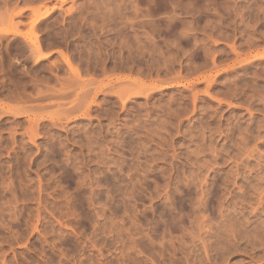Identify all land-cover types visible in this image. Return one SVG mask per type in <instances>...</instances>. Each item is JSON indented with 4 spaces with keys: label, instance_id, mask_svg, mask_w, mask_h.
<instances>
[{
    "label": "rangeland",
    "instance_id": "obj_1",
    "mask_svg": "<svg viewBox=\"0 0 264 264\" xmlns=\"http://www.w3.org/2000/svg\"><path fill=\"white\" fill-rule=\"evenodd\" d=\"M0 264H264V0H0Z\"/></svg>",
    "mask_w": 264,
    "mask_h": 264
},
{
    "label": "bare ground",
    "instance_id": "obj_2",
    "mask_svg": "<svg viewBox=\"0 0 264 264\" xmlns=\"http://www.w3.org/2000/svg\"><path fill=\"white\" fill-rule=\"evenodd\" d=\"M45 13H46V11H45ZM44 13V14H45ZM39 17V16H38ZM37 17V18H38ZM36 20V19H35ZM31 41V40H30ZM31 44H32V48H31V50L33 49V47H34V51L35 50H37V53H38V45H37V43H36V40L34 39V42H32L31 41ZM33 52V51H32ZM33 53H35V52H33ZM67 58V57H66ZM65 61V60H64ZM63 61V62H64ZM69 61V60H68ZM64 63H67V61L66 62H64ZM67 65H68V72H69V74L71 73L73 76H74V81L75 82H73L72 80V84H70V85H68V87H66V88H64V89H58V91L57 92H55L54 93V91H52V93L51 94H49V95H46L45 97H42V99L41 100H45V99H48V100H50L51 102H54V105L57 107V108H55V109H57V111L54 109V111H56V112H58V116H57V118L56 119H53L51 116V121L50 122H52V126L53 125H60V127L63 125V126H65L64 124H67V122L68 121H70V122H72L71 120L72 119H80V118H85V117H87V116H89V114H90V111H91V108H93L92 106L93 105H96V103L95 102H97V97H98V95L99 94H102V95H105L107 92H109L110 91V93L112 94V92H113V89L112 88H114L115 86H113V79L111 80H109V82H107V84H104V83H106V82H101V83H97V82H91V81H88V80H91V79H88L87 81L86 80H80L79 79V76H78V72H76V70H74L72 67H70V65L67 63ZM70 74V75H71ZM81 76V75H80ZM81 78H82V76H81ZM82 79H84V78H82ZM116 79H119V78H116ZM205 79H206V77H205ZM210 79V78H209ZM207 81H208V79H206ZM107 81V80H106ZM116 81H118V80H116ZM129 81V80H128ZM127 80L125 81V82H127V83H129ZM119 82H121V81H119ZM123 82H124V79H123ZM132 82V81H131ZM70 83V82H69ZM135 84H136V82H134ZM115 84H116V82H115ZM119 84H126V83H119ZM126 86V85H125ZM128 86H130V85H128ZM163 86H165V85H163ZM123 87V86H122ZM157 87H159V86H157ZM121 88V87H120ZM119 88V89H120ZM156 88V87H155ZM160 88V87H159ZM171 88V87H170ZM111 89H112V92H111ZM114 89H116V88H114ZM118 89V88H117ZM117 89L116 90H114L115 92V95H117L118 96V98H116V99H118V100H120L119 102H121V108H123L124 107V99H125V97L126 96H124V97H122V95H124V94H120V95H118L119 93H117L116 94V91H117ZM163 89V88H162ZM151 90H153V89H151ZM151 90H148L147 89V91L149 92V91H151ZM155 90H158V89H155ZM154 90V91H155ZM165 90V89H164ZM139 91H141V90H139ZM144 92H145V90H143ZM161 91V90H160ZM144 92H136L135 93V95H137V96H139L138 94L140 93H144ZM104 93V94H103ZM108 94V93H107ZM128 94V93H127ZM127 94H125V95H127ZM130 94V93H129ZM132 95L133 94H131V97H132ZM135 95H133V96H135ZM141 95H143V94H141ZM145 95H146V93H145ZM145 95H143V96H145ZM150 95V94H149ZM100 96V95H99ZM116 96V97H117ZM130 96V95H129ZM149 97V96H148ZM193 98H195V97H193ZM128 99H131V98H126V100L128 101ZM49 101V102H50ZM126 101V102H127ZM50 103H48V105H49ZM39 105V104H38ZM43 105V104H42ZM48 107H50V106H48ZM43 108H46V106H44ZM38 109H40V107L38 108ZM23 112V111H22ZM22 112H20V111H12V112H8L10 115H11V117H13V118H16V117H19V116H21L23 113ZM55 112V113H56ZM8 114V115H9ZM54 115V114H53ZM22 117V116H21ZM35 117H37V116H35ZM47 117V116H46ZM49 117V116H48ZM29 118V117H28ZM27 118V119H28ZM33 118V117H32ZM29 119H31V118H29ZM34 119H36V118H34ZM45 119L44 118H41V119H39V118H37V121H38V123H39V121H44ZM53 120V121H52ZM83 120V119H82ZM31 121V120H30ZM32 121H34L33 119H32ZM49 121V120H48ZM48 121H45V122H48ZM73 121H75V120H73ZM80 121H81V119H80ZM34 122H36V121H34ZM43 123V122H42ZM42 123L40 122V124L42 125ZM74 123V122H73ZM35 124V123H34ZM36 125V124H35ZM39 126V125H38ZM58 127V126H57ZM66 127V126H65Z\"/></svg>",
    "mask_w": 264,
    "mask_h": 264
}]
</instances>
